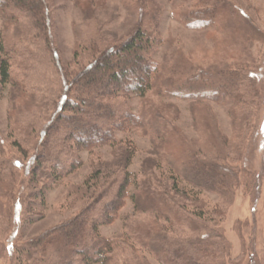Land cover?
Returning a JSON list of instances; mask_svg holds the SVG:
<instances>
[{"label": "trees", "instance_id": "trees-1", "mask_svg": "<svg viewBox=\"0 0 264 264\" xmlns=\"http://www.w3.org/2000/svg\"><path fill=\"white\" fill-rule=\"evenodd\" d=\"M188 1L194 7V13L185 18L186 21L189 20V27L207 28L210 31L218 28L216 31L220 33L224 43L226 38L230 40L232 36L238 37L242 32L237 28L239 12L233 8H223L224 4L220 0H215V4L211 0ZM49 3L50 0H0V11L12 22L8 24V29L14 28L13 38L0 37V99L8 84L12 83V97L17 102L19 95L26 92L27 82L33 80V71L37 69L36 64L40 63L41 57L44 56L45 59L52 55L46 50L52 48L50 38L54 13L50 10ZM148 4L150 8L152 3ZM198 6H202L201 10L196 11ZM220 9L227 13L225 20L228 18V22L217 20L222 15L219 13ZM158 10L156 9V14L153 13L155 16L146 15L147 19L141 27L118 45H109L100 31L95 35L88 34L91 38L88 41L86 39L85 46L88 50L97 51L99 56L78 73L76 78L68 79L63 76L64 91L61 93L56 114L42 131L44 159L41 156L37 158V167L34 166L32 172L35 186L26 209L27 220L30 222L44 217L46 189L55 187L81 166L80 152L92 151L105 144L117 145L116 131L140 128L146 124L153 130L154 127L161 126L159 121L154 123L149 119L147 113L133 114L128 104L133 95L145 97L158 81L165 85L163 75L166 65L153 58L158 45L162 43L156 24L157 16L161 13ZM19 14L24 18L18 17ZM92 19L94 17L87 21ZM53 55V67L61 69L56 52ZM234 66L238 68L233 70L234 74L224 68L226 72L223 76L234 78L235 85L239 84L238 88H242L241 90L246 86L253 89L248 94V102L244 98L245 94L236 90L238 88L230 90L229 95L246 112L242 116L233 113L234 121L241 120L248 128L252 120L246 116L250 114V109L247 108H255L258 101L261 102L255 80L259 69L250 64L241 65L240 62ZM198 69L199 80L204 81L197 80V85L190 88L196 89L203 85L214 89L217 82L214 83L212 78L216 76L218 81L225 80V77L219 78L221 72L217 69H209L215 74L208 72L210 77L205 69ZM201 72L206 73V76ZM181 87L185 88L182 85ZM182 88L181 91L175 88L174 93L178 97L184 96ZM190 97L199 103L207 99L220 102L228 98L223 95L220 97L192 93ZM14 105L19 107L16 103ZM61 118L66 121L64 125ZM160 120L164 121V118L161 117ZM167 125L165 122L155 132L157 138H163L161 143L155 144V154L166 165L170 175H163L159 179L151 166L148 167L150 173L142 171L137 178L129 171L132 149H126L131 158L124 167L109 174L99 169L94 171L88 180L92 198L71 222L42 238L26 241L17 247L15 253L14 248L10 250V247L0 242V262L16 254L13 255L17 257L13 258L12 264H134L137 259L135 256L140 250L152 255L161 264H233L232 249L220 231V225L234 202L240 176L246 171L232 168L228 159H201V154L198 151L192 153L191 147L192 154L188 152L186 155L181 154L179 159L170 158L167 154L176 150L175 145L180 148L185 146L184 150L186 145L183 135ZM205 128L208 129L206 126ZM222 138L224 137L220 136ZM211 144L209 146L215 152L216 149ZM15 145L25 152L21 144ZM228 146L226 143L224 149H228ZM242 146L240 143L238 152L233 155L238 156L235 162H242ZM232 150L233 148L228 149L230 152ZM187 159L195 162L197 170L203 174L201 179L200 174H195L190 169L188 161L184 163ZM147 165H151L148 160L144 166ZM8 166L10 162L6 160L0 146V224L8 217L15 220L13 215L17 209L14 211L12 204L19 203L15 197L16 174L13 168L7 172ZM134 181L136 188L133 195L129 196V189ZM182 182L191 188L182 186ZM41 184L43 187L39 188ZM195 189L214 192L220 196L221 200L210 218L205 217L206 211L199 205L200 199ZM128 198L133 199V221L127 223L122 238L103 237L100 228L114 222ZM19 205L18 210L21 209ZM147 217L149 219H145Z\"/></svg>", "mask_w": 264, "mask_h": 264}, {"label": "rangeland", "instance_id": "rangeland-1", "mask_svg": "<svg viewBox=\"0 0 264 264\" xmlns=\"http://www.w3.org/2000/svg\"><path fill=\"white\" fill-rule=\"evenodd\" d=\"M214 1L211 0V3L215 4ZM220 1L224 4L223 8L227 7L228 10L233 8L239 12L237 28L243 32H240L238 37L232 36V40L226 38L225 43L221 41V35L216 31L218 28L210 31L207 28L188 26L189 20L186 21L185 18L194 13L192 12L194 7L188 0H50L49 7L54 13L50 38L52 48L46 50L52 55L45 59L44 56L41 57L40 63L36 64L37 69L33 71V80L27 82L26 92L19 95L17 102H14L12 97L14 90L12 83L8 84L0 99V146L6 160L10 162L7 172L13 168L16 174L15 197L22 209L18 210V204L14 202L12 209L14 211L17 209L13 215L15 220L8 217L0 224L2 244L10 247V250L14 248L15 253L17 247L26 241L42 238L71 222L92 198L88 180L94 171L99 169L109 174L124 167L131 158L126 149H132L129 171L137 178L142 171L150 173L148 167L151 166L159 179H162L163 175L166 177L170 175L166 165L155 154L157 150L155 144L161 143L163 139L157 138L155 132L167 122L168 128L176 129L183 135L186 145L185 150V146L180 148L175 145L176 150L167 154L170 158L179 159L181 154L198 151L201 159L213 161L219 158L228 159L232 168L246 171L248 175L245 173L241 175L243 177L240 176L234 202L224 215L220 231L230 243L233 264H264V0ZM149 2L152 3L150 8ZM201 7L198 6L195 10H201ZM156 9L161 11L156 24L162 43L158 45L153 58L156 62L166 65L163 75L165 85L158 81L145 97L133 95L128 104L133 114L147 113L149 119L154 123L159 121L161 126L154 127L153 130L146 124L140 128L116 131L117 147L105 144L92 151L80 152L81 166L64 177L55 187L46 189L44 217L30 222L27 220L26 209L35 186L32 172L34 166L37 167L39 161L37 158L44 156L42 131L56 114L61 93L64 91L63 76L68 79L76 78L78 73L85 70L99 56L97 51L88 50L85 46L86 39L88 41L91 38L88 34L95 35L100 31L109 45H118L134 34L147 19L146 15L155 13ZM221 10L219 13L222 15L217 17L219 22L226 21L227 17V13ZM18 17L24 18L20 14ZM92 17L94 19L87 21ZM8 24L12 22L10 23L6 15L0 11L2 39L13 38L14 28L9 30ZM225 26L227 28V24ZM55 52L61 69L54 68L51 62ZM238 62L259 69L255 80L261 102L258 101L259 104L255 108L250 106L247 108L250 109V114L246 116L252 120L248 128L243 125V121H234L233 113L242 116L241 114L246 112L229 98L230 90L238 88L239 84L235 85L234 78L223 76L225 69L234 74L233 70L238 69L234 65ZM200 67L205 69L207 74L208 72L214 74L209 69L219 70L221 72L218 73L219 78L222 76L225 80L218 81L216 76L212 78L214 83L217 82L214 89H208L203 85L197 86L196 89L190 88L197 85ZM201 74L206 76V73ZM181 85L185 88L183 89ZM175 88L178 91L182 88L184 96L178 97L174 93ZM252 90L251 86L241 90L245 94L246 102ZM191 93L220 97L223 95L228 98L220 102L207 99L199 103L190 97ZM15 103L19 107H16ZM161 117L164 121L160 120ZM61 120L64 125L66 121L62 118ZM220 136L224 138L220 139ZM16 143L21 144L25 152L20 151ZM209 143L216 149L215 152ZM226 143L229 145L228 149L233 148L232 152L224 149ZM240 143L243 145L241 163L235 162L238 156H233L238 152ZM147 160L151 165L146 167L144 164ZM186 162L195 174H200L201 179L203 174L197 170L195 162L188 159L184 163ZM181 184L191 188L185 182ZM135 185L134 181L129 189V196L133 195ZM42 187L41 184L39 188ZM195 191L200 199L199 205L209 213V215L205 213V217L210 218L221 200L220 196L214 192L197 189ZM133 206V199L128 198L114 222L102 226L100 234L105 238H122L127 223L133 221ZM13 255L2 260L0 264H12L13 258L17 257ZM135 258L137 259L134 264H161L152 255L140 250Z\"/></svg>", "mask_w": 264, "mask_h": 264}]
</instances>
